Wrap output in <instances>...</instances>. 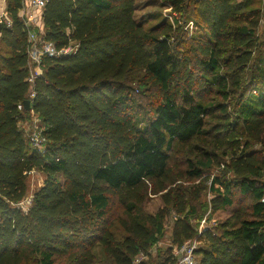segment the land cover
Returning a JSON list of instances; mask_svg holds the SVG:
<instances>
[{"label": "trees", "instance_id": "trees-1", "mask_svg": "<svg viewBox=\"0 0 264 264\" xmlns=\"http://www.w3.org/2000/svg\"><path fill=\"white\" fill-rule=\"evenodd\" d=\"M167 1L179 17L147 26L136 0H48L44 34L36 30L58 48L77 47L45 56L32 79L23 0H8L0 264H135L163 238L172 212L174 246L198 236L193 221L207 209V191L214 212L233 209L198 237V264H264L261 12L236 0ZM32 111L43 123V149L21 128ZM214 168L220 175L209 186ZM34 169L46 179L23 210ZM153 196L163 206L150 214ZM174 246L140 264H176Z\"/></svg>", "mask_w": 264, "mask_h": 264}, {"label": "rangeland", "instance_id": "rangeland-1", "mask_svg": "<svg viewBox=\"0 0 264 264\" xmlns=\"http://www.w3.org/2000/svg\"><path fill=\"white\" fill-rule=\"evenodd\" d=\"M236 1H238L239 3L249 2L250 9L260 10L261 12V25L260 26H261V29H264V0H236ZM33 13L37 17L36 27H38L39 20H40L39 16H41V14L43 13L42 9L40 10L34 9ZM136 17L138 20L145 18L146 25L152 26L164 18H167L170 21H175V18L179 17V15L173 12L167 0H136ZM41 29H42L41 33L44 34V31H45L44 26L43 27L41 26ZM185 29H188V31H190V34H191L192 31L195 30L194 23L192 21H189L188 23H186ZM70 45L71 46L73 45L75 47L74 49L76 50L77 44H75L74 42H71ZM37 70L39 71V73L42 72L41 68H37ZM33 74H35L34 71H32V75ZM135 86L136 87L138 86L137 83L135 84ZM229 89L231 90V88ZM32 112L30 113L31 116L28 118L26 117V119H24L21 124V128L24 131V134L27 138L31 136L32 131L34 132L33 127L41 129L43 125L42 121L38 118V116L34 112L33 113ZM216 175H220L218 168L216 169L214 168L213 170L210 171L211 179L208 181L209 186H210L212 178ZM45 179H46L45 173L41 172L38 169H34L31 172H29L28 177H27L28 195L17 206H20L23 210H27L32 203L34 193L40 187L43 186ZM212 197H213V192L211 191H207L204 194L203 201L206 204L207 209L201 218L195 219L193 221V224L196 227V230L198 231V236H196L198 248L202 246V243L204 241L203 238L199 239L198 237L201 234H203V232L206 229L212 228L217 223H221L232 216L233 208H230L228 210H218L214 212L212 202H211ZM162 206H163V201L161 197L153 196L146 203L145 210L147 213L155 214L158 212V210ZM117 214L118 212L115 213V216ZM176 217L177 215L174 212L168 215L167 219L165 220V230H166L165 235L156 245H153L148 250V255L143 254V256H141L140 260L141 259L142 260L140 261V263L156 261L159 258V253H162V251L167 246H174L172 244V237L170 233H171V230L173 229V223ZM175 249H176V246L172 248V254L174 255L175 258H179V253L176 255L177 249L176 250ZM97 253H98V258L101 261H105L107 263V261L104 260L105 255L102 253L99 247H98ZM196 260L199 263L197 255H196Z\"/></svg>", "mask_w": 264, "mask_h": 264}, {"label": "built area", "instance_id": "built-area-1", "mask_svg": "<svg viewBox=\"0 0 264 264\" xmlns=\"http://www.w3.org/2000/svg\"><path fill=\"white\" fill-rule=\"evenodd\" d=\"M47 3L48 0H23V9H25V7H30L32 9L40 10L44 9ZM21 16L28 30V42L30 44L29 55L31 64L32 66L34 65L32 71H34L35 73L32 75V79L35 77V75L39 74L37 68H40L41 62L45 56L59 58L75 52V47L73 45L58 48L54 42L45 40L42 35H40L36 30L38 28L36 27L37 17L33 13H30V10L26 12L23 11V14ZM0 22L5 23L9 26L11 24L9 15L6 14L2 18H0ZM19 108L21 109L23 108V106L20 105ZM33 128L34 132L32 131L31 136L29 137L30 142L33 147L43 149L46 141V137L43 134V128ZM197 248L198 245L196 238L188 239L184 242L183 245H181L180 247H176V255L179 253V258H176V264H198V261L196 260ZM141 256H143V254H139L135 257V264L140 263V261L142 260H140Z\"/></svg>", "mask_w": 264, "mask_h": 264}, {"label": "crops", "instance_id": "crops-1", "mask_svg": "<svg viewBox=\"0 0 264 264\" xmlns=\"http://www.w3.org/2000/svg\"><path fill=\"white\" fill-rule=\"evenodd\" d=\"M7 4H8V0H0V18H2L4 15H8V11H7ZM28 10H30V13H33V11H34V9H32V8H30V7H25V9H23L22 8V10H21V15L23 14V11H28ZM34 14V13H33ZM40 17V20H39V24H38V30L41 32L42 31V29H41V26L43 27L44 25H43V18H42V14H41V16H39ZM2 24H4V23H2ZM40 25V26H39ZM33 113V112H32Z\"/></svg>", "mask_w": 264, "mask_h": 264}, {"label": "water", "instance_id": "water-1", "mask_svg": "<svg viewBox=\"0 0 264 264\" xmlns=\"http://www.w3.org/2000/svg\"><path fill=\"white\" fill-rule=\"evenodd\" d=\"M1 26H2V23L0 22V30H1ZM24 106L27 110H30L31 109V100L30 99H26L24 101Z\"/></svg>", "mask_w": 264, "mask_h": 264}]
</instances>
